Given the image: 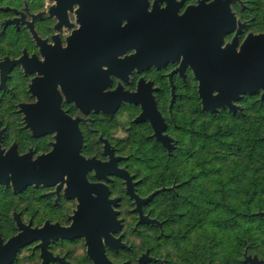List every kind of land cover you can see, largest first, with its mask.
<instances>
[{
  "label": "flooded vegetation",
  "instance_id": "obj_1",
  "mask_svg": "<svg viewBox=\"0 0 264 264\" xmlns=\"http://www.w3.org/2000/svg\"><path fill=\"white\" fill-rule=\"evenodd\" d=\"M219 1L226 6L145 0L146 56L129 66L141 42L132 31L118 55L127 20L116 19L133 0H0V238L39 230L11 264H94L89 248L114 264H264V209L231 211L229 231L221 221L207 238L203 209L173 213L171 189L143 183L150 168L134 162L184 151L193 134L200 153L203 134L223 122L245 131L264 119V86L232 98V108H203L200 41L220 32L214 24L232 13L221 48L236 37V52L264 34V1Z\"/></svg>",
  "mask_w": 264,
  "mask_h": 264
},
{
  "label": "trees",
  "instance_id": "obj_2",
  "mask_svg": "<svg viewBox=\"0 0 264 264\" xmlns=\"http://www.w3.org/2000/svg\"><path fill=\"white\" fill-rule=\"evenodd\" d=\"M233 120V119H232ZM251 123L245 131L239 129L235 120L223 122L217 133L205 132L201 138V152L196 150L194 134L186 147H179L170 155L140 157L139 164L150 171L142 175V182L155 185L181 184L164 194L172 198L173 213L190 214L202 205L206 220V234L214 237L218 222L220 227H232L228 221L231 211L237 213L264 209V139ZM242 128L246 127L244 124ZM261 135V136H260ZM189 144H192L191 146ZM159 158V159H158ZM157 161V162H156ZM186 205L189 208L180 210ZM238 221L236 227H241Z\"/></svg>",
  "mask_w": 264,
  "mask_h": 264
},
{
  "label": "water",
  "instance_id": "obj_3",
  "mask_svg": "<svg viewBox=\"0 0 264 264\" xmlns=\"http://www.w3.org/2000/svg\"><path fill=\"white\" fill-rule=\"evenodd\" d=\"M144 1L145 0H133V9L127 8L117 14L116 23L119 24L122 19L127 20V24L117 31L118 38L120 39V43H118V55L124 52L126 43H128L129 39L132 37V31H134V37L141 42L139 46L136 45L137 52L128 56L125 60L129 61V66H131L133 62L143 61L146 56L143 48L138 52L140 46L144 47L143 23L145 22L144 15L146 14V9L144 8L146 2ZM222 3L226 6L225 1L222 2L219 0H215L213 4L208 6L209 8L217 7V5H221ZM201 8L202 6H200V9ZM225 9L228 14V8L225 7ZM152 21H155V19H152ZM158 21H160V19L156 20V22ZM156 22H153V24H156ZM233 23L234 18L231 13L230 19L226 20L224 25L214 24L215 30L221 28L220 32L216 31L214 34L210 33L209 36L212 37L210 41H200L201 50L198 65L201 67L199 73H196V76L200 81L199 95L202 97L203 108L210 111L215 109L216 104L223 105V103L228 104L229 107L232 108L230 104L232 98L238 99L240 94L254 93L259 87L264 86V34H249L240 44L238 52H236V37L231 43L221 48L222 33L232 29ZM157 35V33H152L153 38H158ZM155 50L156 53H161L159 41H157ZM190 61L191 66L196 67V65H192L194 59ZM213 91L218 92L217 96L212 95ZM120 97L122 99L132 100L131 94H120ZM119 103V100H117L115 106ZM106 166L109 167V163H106ZM128 182L129 180H127V185L131 186ZM128 191H131L130 187ZM160 191L161 190H158L149 195L146 200H149ZM75 225L72 226V229L74 227L76 230H79V224L75 223ZM21 228L22 230L19 233L15 234L4 243L0 238V264H11L20 246L38 239V229H29L28 227ZM106 241L110 243L111 237H107ZM88 253L93 258L94 264H114L107 259L105 254L101 251V248L99 251L89 248ZM54 259L64 262L62 258L55 257ZM41 264H45V260Z\"/></svg>",
  "mask_w": 264,
  "mask_h": 264
},
{
  "label": "rangeland",
  "instance_id": "obj_4",
  "mask_svg": "<svg viewBox=\"0 0 264 264\" xmlns=\"http://www.w3.org/2000/svg\"><path fill=\"white\" fill-rule=\"evenodd\" d=\"M249 1H253V0H249ZM261 2L262 1H264V0H260ZM159 159V158H158ZM134 162L135 163H137V165H140L141 167H147V165L145 166V165H143V164H139V161L137 160V159H134ZM157 162V161H156ZM133 165H135V164H133ZM147 174H150V173H142V175H147ZM140 175H141V173H140ZM142 177V176H141ZM164 185H167V188H169V189H173L175 186H178V185H181V184H164ZM162 196H164L163 194H162ZM200 208H201V210H202V205L200 204V205H198V207H197V211L198 210H200ZM197 211H194L195 213L197 212ZM206 236H207V238L208 237H212L211 235H207L206 234ZM24 254H26V252H24ZM20 264H27V262H26V260H21V263Z\"/></svg>",
  "mask_w": 264,
  "mask_h": 264
}]
</instances>
